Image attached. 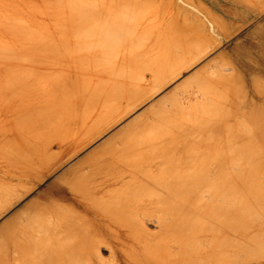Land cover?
Instances as JSON below:
<instances>
[{"label":"rangeland","instance_id":"obj_1","mask_svg":"<svg viewBox=\"0 0 264 264\" xmlns=\"http://www.w3.org/2000/svg\"><path fill=\"white\" fill-rule=\"evenodd\" d=\"M172 1L173 0H0V13L5 11V15L4 13L0 14V154H2V156L8 154L7 156H5V159L7 158L6 160L0 158V165L2 164L0 167V218L9 216L15 210H19L20 212V210H23L25 208L23 212H27V210L28 212H30L31 210L36 208L33 212H30L32 214H27L24 212L23 217H21V215L23 214L21 211V214L19 213L18 215V217H21V220L20 218L18 220L22 221L24 217L27 218L28 216L26 221L28 219H33V221L36 223H34L36 225L34 226L36 228H38L37 226H39L37 231H34L33 229L35 228L33 224V227L31 225L30 227L27 226L29 225V222L31 224V220H28L26 222L29 236L32 238L30 239V237L28 238L27 236V255L17 253L18 260H23L26 258L29 259L33 264H37V262L38 264H50L52 260H56V254L51 253H57L59 250H61V248L65 250V247L67 246L69 247L67 249L68 251L73 250L72 245L76 238L75 234L77 232L90 229L93 226H97L109 217H127L130 213H127V211L123 210V207L127 202H143L146 200L152 201L153 197V200H155V198L157 200L158 196L156 195L158 194L154 193L155 188L154 190H151V187L155 182L154 187H156V185L159 186L158 183L161 184L160 186L164 184L165 186L163 185V188H166V186H169L170 188L171 186V189L167 188L169 192L171 190L173 191V189L176 188L178 190V193H181L180 195H178L179 197L177 195H174L172 198H174L173 200L176 199L177 202H179L182 209L181 213L184 216H181V220L183 221L182 223L180 219L178 220L180 223L178 224L179 229L182 227L180 230L181 234H186V237H188L193 233L191 237H188L190 240L186 238V242L182 241V244L185 247L189 245L188 248L186 247L187 250L190 251L189 248L191 249V247L194 246H191V243L193 242L194 238L197 240L198 236L201 238L199 239L198 237L199 241H203V244L205 243L204 245H206L205 240L207 241V244H209L208 246L206 245L207 247L204 246L203 248L202 243L201 247L200 243L199 245L198 243H196V245L198 246L195 249H198V251L195 252H197V254L200 253L199 257H203L205 259H200L199 262L197 260H194L193 262H191L192 264H206L208 261L209 262L207 264H210V261L211 264L264 263V229L261 227V225L263 224V216H261L260 214H255L257 216L256 218L254 217L244 220V224L248 226L247 229L232 227H228L227 229H224V227L221 228L219 226L222 225L218 224L217 219H205L201 217L202 214H199V212H202L203 208L206 207V205L203 206V204L200 203H191L193 200V189L192 187L191 189L190 187H188L191 184L190 178L187 189L186 186H182V183H187L183 182L186 178L182 179V177L180 176L176 177L175 173H168L165 169H153L154 174L159 173L164 177V179L159 181L158 179L152 178V174L150 176H147V170H151L150 165L145 164L146 166L144 169H140L137 166V164L141 162L142 156H153L156 153V155L162 154V156H167V141L170 139L175 140L177 138H182L183 134L185 133V128L190 129V126L193 125L192 123L194 121L198 122L199 119H217L219 114H222L230 107V100L232 94L235 92H237L243 98V101L248 110H256V113H258L264 109V0ZM9 12L11 15H6ZM19 19L21 20L19 21ZM30 19L31 21H29ZM37 19L40 20L43 25ZM25 20L27 22H23ZM18 25L20 26V28L18 27ZM22 25L25 26L23 27ZM177 26L179 29L177 28ZM21 27L23 29H21ZM39 30H41V32ZM10 31L12 32L10 33ZM131 36L133 37L132 39ZM9 38H12L13 41ZM126 38H128L129 41ZM260 39H263V42ZM1 41H4L5 43ZM131 44L133 47L129 50V46ZM104 47H108L110 52L107 48L106 50H104ZM58 50L61 51L58 52ZM193 50H196V53ZM187 51L188 53H186ZM190 51L195 56V59L193 58V61L197 60L198 56L200 58L203 54L204 57H202L201 60H197V63L194 62L195 64H192L191 62L193 61H187L188 59L192 58V56H190L192 55ZM199 52L200 55L198 54ZM205 52L208 53L205 54ZM139 56L141 58H139ZM92 58L94 59L92 60ZM138 58L141 60H138ZM184 59L187 61V64L185 63L184 66H190L189 63L193 65V67H189V70L183 66L182 61L184 62ZM111 60L113 61V63ZM74 62L76 63L73 64ZM118 62L121 63L118 64ZM122 63H124L125 65ZM178 64L180 68L177 67ZM176 67L177 69H179L177 70ZM73 69L75 72L73 71ZM174 69L177 70V72H180L181 69H183L184 71H181L182 73L178 75V78H176V76H172V78L174 79H171L172 81L165 84L166 86L163 87L162 84H164V81L168 79L170 80L171 78V76L170 78H168V76L166 79L165 77L168 75L170 70L173 71ZM175 70L174 73H171L177 74ZM191 71H193V73L191 74L193 76L191 77L190 75L189 79L186 82L175 87L176 81L182 76L189 74ZM78 72L80 75L78 74ZM108 72L109 74L111 73L112 75L113 73L114 75H108ZM82 74H86L87 76L89 75V78L92 77V74L93 77L95 76L94 78H96V80L93 82L94 79L92 80L90 78L88 82V77L86 75L82 76ZM94 74L99 75L97 76ZM119 74L121 75V77L119 76ZM81 76L84 78H81ZM103 76H107V78L111 77V81L113 80V82L108 80L110 78H106L107 82H105L106 79ZM73 77L76 79H74ZM63 78L66 79L65 81L68 80L67 82L62 81L65 83L64 86H62L63 83L60 82L61 80H63ZM79 78H81L80 82L78 80ZM114 78L116 80L118 79L117 82L124 81L125 83L122 82L123 84L121 85L120 83L116 84ZM82 79L84 80V85L82 83ZM98 80L102 81L99 82V85H97L98 83L96 84L98 87H102L103 85L108 87L112 83L111 87L114 86L115 88L111 89H113V93L117 92V94L114 93L116 97H114V95L112 94V90L109 92L108 89H110V86L107 89L105 87L103 89L105 92H107V96L103 94L104 91L101 89V87L96 88L94 84L95 82H98ZM90 81H92L93 84ZM54 82H57V84L59 85L57 86V88L60 91L56 88V86L54 85L56 83ZM77 82L79 83V85ZM52 84L54 86L53 88ZM86 84L88 85L87 87L92 85V88L90 87L89 89H87V87H84L86 86ZM65 85L67 87V89H65L67 93L70 89V85L74 86L71 87L72 89L78 88L77 92L75 89L72 90L75 92H72L70 90V94L68 93V95L66 94V91L63 90L62 92L65 91V93L62 94L66 95H64L65 97H67V99L65 98L66 100L62 99L64 98V96L61 95L60 89H64L63 87H65ZM122 85H124L123 87H125V89L123 87L117 88ZM160 85H162V87L161 90L159 89L158 91V88L156 87H159ZM82 86L84 87L83 91L88 92V95L90 93V96H95L90 97L87 95V93L85 94L83 91L80 92L81 88L79 87ZM38 88L40 89V91ZM54 88L57 90H55ZM93 88H95L96 91L101 89L102 92H92ZM51 89L55 91L52 92ZM114 89H116V91H114ZM119 89H124L123 91H127L129 94L127 92L121 93ZM153 89H155L156 92L158 91V93H152L151 96L149 94L150 92H154ZM90 90L91 92H89ZM78 91L80 93H78ZM71 93H73V97ZM162 93H164V97L160 95ZM77 94H81L82 97L78 95V99ZM111 94L112 96H110ZM36 95L37 97L35 99L34 97ZM74 95L76 96L75 98L77 99V101L80 100V97L84 99L82 100V105H78L80 104L81 100L79 102H76V100H74V103ZM102 95L103 98H101ZM38 96L42 97L39 98ZM83 96L86 98H83ZM109 96L110 98H114L110 99ZM157 96L161 97L160 100L162 99V102L159 101L160 103H158L159 99ZM28 97H32L30 98L31 100L28 101ZM43 97H45V99ZM147 97L149 98L147 99ZM94 98L101 99H96L98 101H95ZM107 98L111 101H108V107L106 106L107 104H105L106 107L98 105L97 102L103 105L106 102ZM156 98L157 100H155ZM71 99L73 102H71ZM93 99L95 102L93 101ZM60 100H62V102ZM88 100L90 102H93L86 103L87 108L82 109V107L85 105V101L87 102ZM102 100L104 101V103H102ZM136 100L138 101L136 102ZM44 101H46L47 104ZM52 101L55 103L54 109L53 105L51 104ZM59 101L60 103H58ZM131 101L136 102L133 105L138 103L140 105H137L138 107L136 106V109L133 108L134 110H132V107L134 106L131 105ZM141 101L142 103H140ZM63 102H65L64 105L66 106L64 107L66 111L68 109H71L70 111L68 110V112L65 111L66 113H69V115L65 114V112H63V114L61 113V110H65L61 109V107L63 106ZM128 102H130V104ZM153 102L154 105L152 107L151 105L153 104ZM49 103L51 105H49ZM68 103L72 104L70 105V108H68ZM94 103L95 105H93ZM96 103L97 107H95ZM125 103H128L126 107H124ZM22 104L23 106H21ZM40 104L42 107L40 106ZM58 104H61V107ZM91 104L92 108L90 110L89 107L91 106ZM56 105H58L61 110H59L58 106ZM34 106L38 107L34 109ZM148 106L151 109H149ZM123 107L125 108L124 111ZM37 108H39V110L40 108H42L40 110V112L42 111L41 114L40 112L36 113ZM45 108L49 109L46 110ZM55 108L58 110H55ZM141 108L145 109L143 110V114L139 112V110H142ZM30 109H32V112ZM72 109H74L73 112ZM81 109L83 112L81 111ZM29 110L30 113H28ZM88 110H90L89 113L87 112ZM128 110L129 112L131 111V113H129ZM158 110H163L164 113L158 116L160 114L156 113ZM50 111L53 113H51ZM126 111L128 112L127 115L125 114L127 113ZM135 111L139 112L140 114ZM26 112L28 114L25 115ZM33 112L36 114H34ZM74 112L77 116L74 114ZM90 112H95L94 115L96 113L99 115L96 114L94 116L92 115L93 113L91 114ZM72 113L74 114V118ZM58 114L60 115V117L58 116ZM80 114L86 116L81 117L82 115ZM87 114H89V116ZM123 114H125V116ZM141 114L142 116H140ZM39 115H41V117H39ZM48 115L52 120L48 118ZM53 115L56 117H54ZM63 115L66 118H68L69 116V118L65 119ZM121 115H123V118L121 117ZM137 115H139L141 118L136 119L135 117H137ZM128 118H135L136 120L133 121L132 119L133 123L132 121L130 123H132L133 125L129 123L131 126L127 125V128V126H125V123H128L130 121L128 120ZM26 119L28 120V122L31 121L29 122V125L27 124L28 128L29 126H31V131L32 125L34 123L35 126H33V128L36 127L37 129H33V131L36 130L35 132H29L32 135L34 133L36 139L34 138V136L32 138V135L29 134V136H26L28 137L27 139H29L27 142L24 140V132H28L27 127H25L27 125L24 122L26 121L27 123ZM37 119L40 122L36 121ZM44 119L48 120L44 122ZM154 119H156L155 123L153 121ZM157 119H160V123L157 122ZM18 120L22 122H18ZM41 121L47 123L51 127L46 124L44 125L43 123H41ZM113 121L116 123L113 124ZM145 121H147V123ZM41 124L42 127H40ZM52 124L54 125V128ZM143 124H145L144 127ZM78 125H80L81 127ZM45 126L48 127V129H46ZM24 127L26 131L23 130ZM17 128H22L23 131ZM42 129L44 130V132H41ZM45 129L47 133L45 132ZM58 129L60 131H58ZM19 130L22 132H20L21 134L24 133L22 135L24 138L19 133ZM38 130H40V132L43 134H41ZM56 132H59V136ZM35 133L41 135L38 136V134ZM116 133L119 136L116 135ZM113 135H115V139L111 138L113 137ZM12 136H14V141L10 139L13 138ZM51 136H53L54 138ZM5 137L9 138V140L4 139ZM15 137L17 139H15ZM3 140H8L10 144L4 143L5 141ZM120 145H122L123 147ZM134 145H139V149L137 148L136 152H133V150H131L132 147L135 148ZM117 146L118 148L116 149L115 147ZM15 147H18L17 150L15 149ZM119 147L121 148V150L122 148L123 150H131L132 152H130V154H134V156L132 155L133 160H128L129 158H126L127 154L125 153L128 152L126 150L124 156H121L122 152ZM107 151L109 152V154L112 153L113 155L115 153L121 152L119 156L125 157V160H123L124 158H118L119 156H113L112 154L110 155H112L113 157L109 154L107 155ZM4 152L6 153L4 154ZM102 152H105V154H103ZM91 153L92 155H90ZM94 153H97L98 155ZM102 155H104V158ZM90 156H94V158H101H95L96 160L94 158L91 159L93 161L95 160V162L92 163L94 166L91 165L90 169H88L89 166H87L86 163L88 162L87 160H90ZM116 157L120 159V164L118 163ZM162 158L164 160V157ZM107 159H113V161L116 162V167H114L117 170L114 167L109 168L107 166ZM100 162H102V165H100ZM122 165L124 166L122 167ZM98 167L99 170L97 169ZM132 168L134 169V171ZM83 169H85L86 171L79 172ZM94 169H97L98 171L96 170L95 174H92L93 177H91L89 181V174L86 172L88 170L92 171ZM111 171L114 173H112ZM107 173L110 174L108 175ZM81 174L85 179L81 177V179L78 178V176H82ZM61 176H65L66 179L62 178ZM60 177L62 178V181ZM73 177H76L78 179L74 181L75 183H71L74 179ZM112 177L114 178L112 179ZM151 178L155 181L152 182ZM172 178L175 179V183L174 181H172ZM166 179L167 181H165ZM85 181H87L86 184L84 183ZM169 182L171 183L169 184ZM165 183L169 185H166ZM55 184L59 186L57 188H66L68 197L65 200L61 201L57 199V195L59 196L57 191H53L52 193H50V196L46 195L48 197H46L48 200H46V198L37 200L39 195L45 193V189ZM179 185L184 187V189H182V187H180ZM163 188L157 187L158 191L162 192V194L165 193L166 190L165 189L163 191ZM186 189L188 191H185ZM168 190L166 192L167 194L169 193ZM152 192L153 194H151V196L148 195ZM53 194L57 195L54 196ZM182 195V200L184 201L180 200V197ZM184 195H187L186 199ZM59 198L64 197L59 196ZM169 198L171 197H168L166 199L170 200ZM187 200L189 201L188 203ZM33 202L35 206L33 204V206L31 205V203ZM37 202L38 204L40 203V205H38ZM183 203L186 207L182 205ZM191 204H193L194 207H192L193 205ZM196 204H198V206ZM190 207L194 210L190 209ZM43 209L44 211H42ZM50 210L52 212H50ZM185 210H187L188 212ZM183 212H185V214L187 215H185ZM165 213L170 214V216L173 215L169 212ZM31 215H33V217H31ZM131 216L132 215L130 214V217ZM133 216H135V214ZM162 216H168L170 218V216L164 214V212L162 213ZM193 216L196 218L193 219ZM214 216L215 214H213L212 217ZM183 218H185V220L190 219L188 224L186 222V226H181L185 222ZM20 221H17V227L15 231L18 243L19 240L20 243L23 242L26 237H24V233L21 232L22 224ZM193 221L196 222H194L193 224ZM198 221L200 224L197 223ZM211 222H213L214 224ZM226 222L228 224L230 223V221ZM231 223H233V221H231ZM208 224H212V226L208 228ZM68 225H72L70 230H72L73 232H68ZM146 225V227L153 232H155V229H157L156 226H154L153 222L148 221ZM257 225H259L260 227H257V229H255ZM40 227L45 228L44 230H46V233L45 231L43 232V228ZM190 227L191 229H189ZM199 227L202 228V230H199ZM208 229H210L209 233L211 234L207 235L208 237L205 235V237L202 233L208 232ZM196 230H199L195 234V236L197 237L194 236ZM223 231H225V234L227 233V238L226 235L224 236V242L227 243V246L224 245V249L226 246V249L228 250H226L224 253L228 254L224 255L222 253V256H220L219 253L221 251L219 248V244L220 238H222L221 234L224 233ZM240 232H248L250 234L241 235ZM33 235L36 237H34ZM35 238L36 240L38 239L37 243L34 242L36 241L34 240ZM211 240L214 241L211 242ZM32 241L35 244H32ZM63 242L64 245L62 246ZM209 242H211V244L213 245L212 248ZM66 243L68 244L66 245ZM50 248L51 250H49ZM45 249L48 250L45 251ZM209 249H212V252L209 251ZM67 250L65 252L68 253L67 257H69V252ZM107 250L108 249L103 248L102 251L103 254L105 253V258H108L109 256V251L107 252ZM206 250H208V252H211V254L206 255ZM43 252H48V256L46 254H43ZM72 254L74 253L70 251L71 257L73 258L75 256V259L72 260L76 261L79 256L76 254ZM194 256H192V259H196L197 255L195 257ZM43 258H45L46 262H44V260H41ZM37 259L38 261H36ZM79 262H81V259L79 260ZM110 263V261L109 263L107 262V264Z\"/></svg>","mask_w":264,"mask_h":264},{"label":"bare ground","instance_id":"obj_2","mask_svg":"<svg viewBox=\"0 0 264 264\" xmlns=\"http://www.w3.org/2000/svg\"><path fill=\"white\" fill-rule=\"evenodd\" d=\"M174 1V0H173ZM172 1V2H173ZM170 3H171V1H170ZM169 4V3H168ZM168 4H167V6H168ZM174 4V3H173ZM171 6H173V5H171ZM166 9H168V8H166ZM172 10H173V8H172ZM1 11V10H0ZM8 11V10H7ZM175 11V10H174ZM5 12V11H4ZM4 12H1V13H4ZM97 12H99V11H97ZM168 12V11H167ZM0 13V14H1ZM7 13V12H6ZM170 13V12H169ZM10 14V12L8 13V14H6V15H9ZM95 14V13H94ZM4 15H5V13H4ZM11 15V14H10ZM97 15V14H96ZM95 15V16H96ZM1 16V15H0ZM18 16V15H17ZM16 16V17H17ZM20 16V15H19ZM171 16V15H170ZM3 17V16H2ZM23 17V16H22ZM95 18H97V17H95ZM21 19H24V18H21ZM21 19H19V21L21 20ZM39 19V18H38ZM37 19V20H38ZM5 20V19H4ZM14 20V19H13ZM2 21H3V19H2ZM18 21V20H17ZM29 21H31V19L29 20ZM39 22H41L40 20H38ZM23 22H27L26 20L25 21H23ZM35 22V21H34ZM180 22V21H179ZM31 23V22H30ZM42 23V22H41ZM13 24H15V23H13ZM12 24V25H13ZM40 24V23H39ZM1 25V24H0ZM4 25V24H3ZM27 25V24H26ZM41 25V24H40ZM42 25H43V23H42ZM183 25V24H182ZM6 26V25H5ZM15 26V25H14ZM23 27L25 26V25H22ZM34 26H35V24H34ZM18 27L20 28V26L18 25ZM40 27V26H39ZM36 28V27H35ZM177 28H178V26H177ZM7 29V28H6ZM21 29H23L22 27H21ZM33 29V28H32ZM40 29V28H39ZM179 29V28H178ZM15 30V29H14ZM20 30V29H19ZM216 30V29H215ZM16 31V30H15ZM23 31V30H22ZM22 31H19V32H22ZM25 31V30H24ZM40 32H41V30H39ZM43 31V30H42ZM182 31H183V29H182ZM185 31V30H184ZM214 31V30H213ZM12 31H10V33H11ZM26 32V31H25ZM116 32V31H115ZM114 32V33H115ZM121 32V31H120ZM119 33V32H118ZM117 33V34H118ZM123 33V32H122ZM183 33V32H182ZM21 34V33H20ZM25 34V33H24ZM124 34V33H123ZM23 35V34H22ZM113 35V34H112ZM135 35V34H134ZM10 36H12V35H10ZM121 36V35H120ZM127 36V35H126ZM125 36V37H126ZM263 36V35H262ZM99 37H101V36H99ZM103 37V36H102ZM106 37V36H105ZM109 37V36H108ZM135 37V36H134ZM133 37L131 36V39H132ZM9 39H11L12 40V38H9ZM29 39H30V37H29ZM109 39V38H108ZM119 39H121V38H119ZM128 41H129V39L128 38H126ZM264 39V38H263ZM263 39H260L261 41L263 40ZM115 40V39H114ZM126 40V41H127ZM259 40V41H260ZM8 41V40H7ZM13 41V40H12ZM102 41V40H101ZM109 41V40H108ZM125 41V42H126ZM131 41V40H130ZM137 41V40H136ZM135 41V42H136ZM260 41V42H261ZM1 42H4V41H1ZM118 42V41H117ZM132 42V41H131ZM263 42V41H262ZM261 42V43H262ZM5 43V42H4ZM106 43V42H105ZM128 43V42H127ZM257 43V42H256ZM264 43V42H263ZM262 43V44H263ZM122 44V43H121ZM133 44H135V43H133ZM126 45V44H125ZM104 46V45H103ZM102 46V47H103ZM131 46V47H130ZM129 46V50H130V48H132L133 46H132V44ZM105 48V47H104ZM107 49H108V47H106ZM106 48L104 49V50H106ZM114 48V47H113ZM124 48H126V47H124ZM99 49H101V48H99ZM119 49H121V48H119ZM128 49V48H127ZM182 49V48H181ZM261 49V48H260ZM103 50V49H102ZM103 50V51H104ZM109 50V49H108ZM107 50V51H108ZM183 50V49H182ZM192 50V49H191ZM57 51V50H56ZM61 50H58V52H60ZM116 51V50H115ZM122 51H124V50H122ZM194 51V50H193ZM198 51H200V50H198ZM63 52V51H62ZM61 52V53H62ZM109 52H110V50H109ZM119 52V51H118ZM185 52V51H184ZM191 52V51H190ZM190 52H189V54H190ZM195 53H196V50L194 51ZM115 53V52H114ZM186 53H188V51L186 52ZM208 52H205V54H207ZM56 54V53H55ZM191 54L192 55H190V56H192V58H190V59H188L187 57V61H189V62H191V61H193V58L195 59V56H194V54L191 52ZM199 55H200V52L198 53ZM198 54H196V55H198ZM110 55V54H109ZM113 55V54H112ZM186 55H188V54H186ZM202 55V54H201ZM93 56V55H92ZM116 56H118V55H116ZM202 57H204V54L199 58V56H198V58H197V56H196V58H197V60H201V58ZM139 58H141L140 56H139ZM138 58V60H141V59H139ZM94 58H92V60H93ZM113 59H114V57H113ZM116 59H118V58H116ZM124 59V58H123ZM122 59V60H123ZM136 59H137V57H136ZM184 59V60H185ZM89 60V59H88ZM182 61V63H183V66H184V64L186 63L187 64V61ZM197 60H194L193 62H191L192 64H195V63H197L198 61ZM110 61V60H109ZM112 61V60H111ZM137 61V60H136ZM197 61V62H196ZM116 62V61H115ZM122 62H125V61H122ZM195 62V63H194ZM63 63V62H62ZM70 63V62H69ZM76 62H74L73 64H75ZM78 63V62H77ZM112 63H113V61H112ZM119 63H121V62H118V64ZM207 63H209V62H207ZM91 64V63H90ZM122 64H124V63H122ZM137 64V63H136ZM181 64V63H180ZM192 64H190L189 63V65L190 66H188V65H186V66H184L186 69H188L189 70V67L191 68V66L193 67V65ZM59 65V64H58ZM71 65H72V63H71ZM112 65V64H111ZM115 65V64H114ZM125 65V64H124ZM68 66V65H67ZM76 66V65H75ZM75 66H73V67H75ZM120 66H121V64H120ZM182 66V65H181ZM187 66H188V68H187ZM177 67H179V64H178V66ZM177 67H176V69H177ZM180 68V67H179ZM178 68V69H179ZM71 69H72V67H71ZM76 69V68H75ZM106 69H108V68H106ZM177 69V70H178ZM175 70V69H174ZM174 70L172 71V70H170L169 71V73H168V75L165 77V79L168 77V78H170V76H171V78H170V80L168 79V80H166V81H168V82H166V81H164V84H162L163 85V87L164 86H166L165 84H167V83H169L170 81H172L171 79H174V78H172V76L173 77H175L176 76V78H178V75L180 74V73H182L181 71L183 70V69H181L180 70V72H177V70H175V72H177V74H172V73H174ZM68 71V70H67ZM72 71V70H71ZM73 71H74V69H73ZM80 71V70H79ZM184 71V70H183ZM186 71V70H185ZM75 72V71H74ZM81 72V71H80ZM110 72V71H109ZM109 72H108V75H111V73L109 74ZM111 72H113V71H111ZM172 72V73H171ZM67 73V72H66ZM69 73H70V71H69ZM73 73V72H72ZM78 74H79V72H78ZM88 74V73H87ZM117 74V73H116ZM184 74V73H183ZM76 75V74H75ZM80 75V74H79ZM84 75H86V74H84ZM83 74H82V76H84ZM89 75H90V73H89ZM88 75V76H89ZM94 75H97V74H94ZM99 75V74H98ZM97 75V76H98ZM101 75V74H100ZM102 75H105V74H102ZM112 75H114L113 73H112ZM111 75V76H112ZM182 75V74H181ZM191 75V74H190ZM61 76V75H60ZM63 76V75H62ZM81 76V78H84V77H82ZM87 76V75H86ZM87 76V77H88ZM91 76L93 77V75L91 74ZM119 76L121 77V75L119 74ZM193 75H191V77H192ZM74 77H78V76H74ZM73 77V78H74ZM92 77H90L92 80H93V82L96 80V78H92ZM100 77V76H99ZM103 77H105V79L107 78V76H103ZM114 77V76H113ZM117 77V76H116ZM186 77H188V76H186ZM185 77V78H186ZM209 77V76H208ZM224 77H225V75H224ZM81 78H79L78 80H79V82H80V80H81ZM90 78L88 77L87 79H88V82H89V80H90ZM108 78H110V79H108ZM107 79L109 80V81H111V77H108ZM176 78H175V80H176ZM183 78V77H182ZM181 78V79H182ZM184 78V79H185ZM217 78V77H216ZM62 79V78H61ZM71 79H72V77H71ZM74 79H76V78H74ZM73 79V80H74ZM101 79V78H100ZM107 79H106V81L105 82H107ZM113 79V78H112ZM115 79V78H114ZM119 79H121V78H119ZM60 80V79H59ZM58 80V81H59ZM66 79H64L63 78V80H61L60 82H62V81H65ZM70 80V79H69ZM73 80H71V81H73ZM103 80V79H102ZM118 80V79H117ZM117 80L115 79V81H116V84L117 83H120V85L121 84H123L122 82H124V81H119V82H117ZM122 80H123V77H122ZM188 80V79H187ZM32 81V80H31ZM68 81V80H67ZM67 81H65V82H67ZM75 81V80H74ZM77 81V80H76ZM108 81V82H109ZM114 81V82H115ZM84 82V80L82 79V83ZM87 82V83H88ZM90 82H92V81H90ZM93 82H92V84H93ZM99 82H102V81H100V80H98V82H95V87L96 88H100V87H98L97 85H99ZM111 82H113V80L111 81ZM166 82V83H165ZM182 82V81H181ZM27 83V82H26ZM54 83H56L57 84V82H54ZM63 83V85L62 86H64V82H62ZM69 83H71V82H69ZM72 83H74V82H72ZM76 83V82H75ZM78 83V82H77ZM98 83V84H97ZM110 83V82H109ZM125 83V82H124ZM183 83V82H182ZM56 84H54L55 86H56V88H57V86H59L58 84L56 85ZM89 84V83H88ZM97 84V85H96ZM112 84V83H111ZM111 84L109 85L110 86V89H108L109 90V92L111 91L112 92V94L114 95V93H116L117 94V92H114L113 93V89H111V88H115L113 85V87H111ZM180 84V83H179ZM24 85H27V84H24ZM31 85V84H30ZM78 85H79V83H78ZM83 85H84V83H83ZM91 85V84H90ZM93 85V86H94ZM102 85V84H101ZM119 85V84H118ZM162 85H160L159 87H156V88H158V91H159V89L161 90V87H162ZM29 86V85H28ZM62 86H60V87H62ZM68 86V85H67ZM73 86V85H72ZM71 85H70V89L68 90V93L70 92V90L72 91V90H74V89H72L71 87H72ZM81 86V85H80ZM88 85L86 84V86H84V87H87ZM92 86V85H91ZM91 86H89V87H87V89H89ZM108 86V87H109ZM115 86H117V85H115ZM124 85H122V86H119V87H117V88H121V87H123ZM177 86V85H176ZM175 86V87H176ZM51 87V86H50ZM54 86H53V84H52V88H53ZM59 87V88H60ZM65 87H66V85H65ZM65 87H63L64 89H62V88H60L61 89V95H63L62 93H65V89H67V87L65 88ZM74 87V86H73ZM78 87V86H77ZM76 87V88H77ZM84 87L82 86V87H79V88H81V91L80 92H82L83 90H84ZM103 87V88H102ZM101 87V89L103 90L104 89V87L107 89L108 87H106V86H102ZM25 88H27V87H25ZM42 88V87H41ZM92 88V87H91ZM116 88V89H117ZM124 89H125V87H123ZM33 89V88H32ZM39 89V88H38ZM50 89V88H49ZM55 89V88H54ZM58 89V88H57ZM57 89H55V90H57ZM86 89V90H87ZM101 89H99L98 91H101ZM105 89V90H106ZM116 89H114V91H116ZM124 89H119L120 91H121V93L123 92V93H126L127 91H123ZM35 90V89H34ZM52 90V89H51ZM55 90H52V92L53 91H55ZM59 90V89H58ZM63 90H65L64 92H62ZM76 90V92H77V90H78V88L77 89H75ZM80 90V89H79ZM118 90V89H117ZM126 90H127V88H126ZM131 90V89H130ZM130 90H129V92H130ZM154 90V92H150V94L149 95H151L152 96V93L154 94V93H158V91L156 92V90L155 89H153ZM152 90V91H153ZM39 91H40V89H39ZM42 91V90H41ZM46 91V90H45ZM60 91V90H59ZM98 92V91H96L95 90V88H93L92 89V92ZM104 91V90H103ZM44 92V91H43ZM42 92V93H43ZM72 92H75V91H72ZM79 91H78V93H80ZM85 94L87 93V95H88V92H85V91H83ZM89 92H91V90L89 91ZM102 92V91H101ZM142 92V91H141ZM60 93V92H59ZM68 93H67V91H66V94L68 95ZM100 93V92H99ZM119 93V92H118ZM128 93V92H127ZM145 93V92H144ZM48 94V93H47ZM46 94V95H47ZM56 94V93H55ZM58 94V93H57ZM70 94V93H69ZM72 94V97H73V93H71ZM85 94H84V96H85ZM94 94V93H93ZM96 94V93H95ZM98 94V93H97ZM103 94L105 95V96H107V92H103ZM112 94L110 95V96H112ZM129 94V93H128ZM49 95V94H48ZM65 95V94H64ZM63 95V96H64ZM75 95H76V93H75ZM74 95V98L76 97ZM81 96V94H77V96ZM123 95V94H122ZM148 95V96H149ZM161 95V94H160ZM60 96V95H59ZM66 96V95H65ZM64 96V98H62V99H67V97H65ZM79 96L77 97L78 99H79ZM83 96V98H86V97H84ZM88 96H90V93H89V95ZM88 96H87V98H88ZM95 96V95H94ZM94 96H90V97H94ZM104 96V97H105ZM110 96H109V98H110ZM124 96V95H123ZM155 96V95H154ZM165 95L163 94V97H164ZM34 97V96H33ZM36 97H37V95L34 97L35 99H36ZM39 97V96H38ZM42 97V96H41ZM41 97H39V98H41ZM46 97V96H45ZM45 97H43L44 99H45ZM50 97V96H49ZM56 97V96H55ZM58 97V96H57ZM62 97V96H61ZM60 97V98H61ZM69 97H70V95H69ZM71 97V98H72ZM82 97V96H81ZM80 97V100H78L77 101V99L75 98V99H73V101L74 100H76V102H79L80 101V104H78V105H82L81 103H83V101L82 100H84V99H82ZM97 97V96H96ZM98 97H99V95H98ZM114 97H116V95H114ZM114 97H111L110 99H113ZM150 97V96H149ZM149 97H147V99L149 98ZM158 97V96H157ZM27 98V97H26ZM29 99H28V101L29 100H31L30 98H32V97H28ZM101 98H103V95H102V97ZM101 98H99V99H101ZM123 98V97H122ZM125 98H126V96H125ZM160 98L161 97H158V103H160L159 101H161L162 102V99L160 100ZM50 99V98H49ZM55 99V98H54ZM65 99V100H66ZM95 99V98H94ZM94 99H93V101H94ZM96 99H98V98H96ZM95 99V101H98V100H96ZM110 99L108 100V98H107V100H106V102L104 103V101L102 102V103H104L103 105L102 104H99V102H97L98 103V105H101L102 107H108V105L109 104H107V103H109L108 101H110ZM23 100V99H22ZM51 100H53V99H51ZM59 100V99H58ZM86 100V99H85ZM89 100H92V99H89ZM85 101V105L83 106V107H85V108H83L82 107V109H86L87 108V105H86V103H91V102H93V101ZM105 100V99H104ZM125 100V99H124ZM145 100H146V98H145ZM155 100H157V98L155 99ZM27 101V100H26ZM35 101V100H34ZM39 101V100H38ZM61 102H62V100H60ZM60 101L58 102V103H60ZM70 101V100H69ZM72 101V99H71V102H73ZM94 101V102H95ZM138 100H136V102H137ZM24 102V101H23ZM41 102V101H40ZM45 103H46V101H44ZM56 102V101H55ZM111 102V101H110ZM132 102V101H131ZM135 101L134 102H132L131 103V105H133L134 103H136ZM191 102H193V101H191ZM30 103V102H29ZM47 103H48V100H47ZM46 103V104H47ZM51 103V102H50ZM49 103V105H53V109H54V105H55V103L52 101V103L50 104ZM57 103V102H56ZM74 103H75V101H74ZM97 103H96V106L95 107H97ZM100 103H101V100H100ZM129 104H130V102H128ZM127 103V104H128ZM140 103H142V101L140 102ZM65 104V102H63V106L62 107H64V106H66V105H64ZM105 104H107L106 106H105ZM127 104L125 103V106L124 107H126L127 106ZM157 104V103H156ZM29 105V104H28ZM42 105H43V103H42ZM58 105H60V107H61V104H58ZM58 105H56V106H58ZM68 105H69V107H68ZM68 105H67V107L68 108H70L71 106L70 105H72V104H70V103H68ZM74 105V104H73ZM93 105H95V103L93 104ZM137 105H140L139 103L138 104H135V105H133L134 107H132V110H134L133 108H135ZM142 105V104H141ZM153 105H154V102H153V104L151 105L152 107H153ZM21 106H23V104L21 105ZM39 106V105H38ZM38 106H36V107H38ZM40 106H41V104H40ZM55 106V107H56ZM150 106V105H149ZM149 106H148V108H149ZM19 107H20V105H19ZM35 106H34V109L36 108ZM42 107V106H41ZM46 107V106H45ZM50 107V106H49ZM60 107L58 106V109L59 110H61V109H65V107L64 108H62L61 107V109H60ZM94 107V108H95ZM123 107V108H124ZM129 107H130V105H129ZM128 107V108H129ZM138 107V106H137ZM23 108V107H22ZM44 108V107H43ZM52 108V107H51ZM90 108V110H91V108H92V104H91V106L89 107ZM93 108V109H94ZM127 108V109H128ZM29 109V108H28ZM42 108H40V110H41ZM46 110H48L47 108H45ZM44 109V110H45ZM52 109V110H53ZM58 109H56L55 108V110H58ZM77 109H78V107H77ZM82 109H81V111H82ZM136 109V108H135ZM142 109V108H141ZM149 109H151V108H149ZM31 110V112H32V109H30ZM30 110H29V112L28 113H30ZM39 110V108H37V110H36V113L37 112H40V110ZM51 110V109H50ZM69 110V109H68ZM68 110L66 111V109L63 111V110H61V113L63 114V112H68ZM71 110V109H70ZM69 110V111H70ZM73 110L74 109H72V112H73ZM90 110H88L87 112L89 113V111ZM125 110V108L123 109V111ZM129 110H131V109H129ZM129 110H128V112H129ZM143 110H145V109H142V110H139V112L140 113H144V111ZM22 111V110H21ZM24 111V110H23ZM26 111V110H25ZM34 111V110H33ZM78 111V110H77ZM105 111V110H104ZM121 111V110H120ZM142 111V112H141ZM161 111V112H160ZM158 110L156 113H160L158 116H160L162 113H164L163 112V110ZM42 112V111H41ZM41 112H40V114H41ZM46 112V111H45ZM51 112V111H50ZM65 112V114H67V115H69V113H66ZM79 112V111H78ZM83 112V111H82ZM85 112V111H84ZM122 112V111H121ZM127 112V111H126ZM128 112L127 113H125L126 115L128 114ZM135 112H137V111H135ZM139 112H137V113H139ZM22 113V112H21ZM27 112L25 113V115L26 114H28ZM34 113V112H33ZM32 113V114H33ZM36 113H34V114H36ZM51 113H53V112H51ZM56 113H58V112H56ZM81 113V112H80ZM91 113V112H90ZM93 113V114H92ZM91 114L92 115H94V113L95 112H92ZM129 113H131V111L129 112ZM139 113V114H140ZM39 114V113H38ZM37 114V115H38ZM48 114V113H47ZM50 114V113H49ZM54 114H55V112H54ZM64 114V115H65ZM74 114H75V112H74ZM74 114L72 113V115H73V118H74ZM78 114V113H77ZM97 114V113H96ZM95 114V115H96ZM103 114V113H102ZM106 114V113H105ZM125 114H123L124 116H125ZM142 114L140 115V116H142ZM37 115H35V116H37ZM46 115V114H45ZM63 115V117L65 118V119H68L69 118V116H68V118H66L65 116ZM76 115V114H75ZM80 115H82V114H80ZM79 115V116H80ZM88 116H89V114H87ZM94 115V116H95ZM97 115H99V114H97ZM123 115H121V117L123 118ZM133 115H135V114H133ZM145 115V114H144ZM143 115V116H144ZM54 116V115H53ZM58 116L60 117V115L58 114ZM77 116V115H76ZM84 115H82L81 117H83ZM86 116V115H85ZM84 116V117H85ZM139 115H137V117H135L136 119H139V118H141ZM39 117H41V115H39ZM38 117V118H39ZM46 117V116H45ZM54 117H56V116H54ZM53 117V118H54ZM91 117V116H90ZM97 117V116H96ZM145 117V116H144ZM48 118L49 119H51V117H49V115H48ZM87 118V117H86ZM92 118H94V117H92ZM133 119V118H131V119H129L128 118V120H130L128 123H125V126H131L130 124H132L133 123V121L134 120H136V119ZM41 119V118H40ZM58 119V118H57ZM60 119V118H59ZM89 119V118H88ZM119 119V118H118ZM132 119H133V121H132ZM144 119V118H143ZM22 120H24V119H22ZM27 120V119H26ZM29 120H32V119H29ZM45 120V119H44ZM48 120V119H47ZM47 120H45L44 122H46ZM52 120V119H51ZM120 120V119H119ZM158 121V123H160L159 122V120L160 119H157ZM36 121H39L38 119L36 120ZM116 121V120H115ZM118 121V120H117ZM132 121V123H130ZM154 121V123H155V121H156V119H154L153 120ZM18 122H22V121H19L18 120ZM25 122V124L27 125H29V122H31V121H29L28 122V120H27V123H26V121H24ZM33 122H35V121H33ZM40 122V121H39ZM43 121H41V123H43L44 125L46 124V125H48L47 123H44ZM51 122V121H50ZM49 122V123H50ZM146 123H147V121H145ZM38 123V122H37ZM36 123V124H37ZM56 123V122H55ZM114 123H116V122H114L113 121V124ZM130 123V124H129ZM136 123V122H135ZM145 123V124H146ZM149 123V122H148ZM12 124V123H11ZM25 124H23V125H25ZM39 124V123H38ZM54 124V123H53ZM52 124V125H53ZM83 124V123H82ZM82 124H80V125H82ZM145 124H143V127H144V125ZM10 125V124H9ZM18 125V124H17ZM21 125V124H20ZM22 125V126H23ZM28 125L27 126H25V127H27V130H28V132L26 133V132H24L25 133V138L22 136L23 134H21L22 132L21 131H23V130H25V127H24V129L22 130V128L20 129V128H17V129H20L19 130V133L21 134V136L24 138V140L27 142L29 139H27L28 137H26V136H29V134L31 133V132H35L37 129H36V127H34L36 130L35 131H33V126H35V123L32 125V131H31V126H29V128H30V131H29V128H28ZM80 125H78V126H80ZM124 125V124H123ZM133 125V124H132ZM19 126V125H18ZM49 126V125H48ZM128 126H127V128H128ZM136 126H139V125H136ZM14 127V126H13ZM39 127V126H38ZM40 127H42V124L40 125ZM46 127V126H45ZM49 127H51V126H49ZM81 127V126H80ZM142 127V126H141ZM12 128V127H11ZM16 128V127H15ZM53 128H54V125H53ZM52 128V129H53ZM83 128V127H82ZM46 129H48V127H46ZM46 129H45V132H46ZM126 129V128H125ZM124 129V130H125ZM10 131H11V129H10ZM26 131V130H25ZM39 132H40V130H38ZM37 131V132H38ZM48 131V130H47ZM50 131H51V128H50ZM57 131V130H56ZM58 131H60L59 129H58ZM123 131V130H122ZM122 131H121V133H122ZM5 132V131H4ZM30 132V133H29ZM38 132V133H39ZM41 132H44V130L42 129V131ZM40 132V133H41ZM124 132V131H123ZM38 133H35V134H38ZM47 133V132H46ZM57 134H58V136H59V132H56ZM118 133V132H117ZM116 133V135H118ZM120 133V134H121ZM6 134V133H5ZM41 134H43V133H41ZM41 134H38V136H40ZM55 134V133H54ZM19 135V134H18ZM30 135H32V134H30ZM45 135V134H44ZM61 135V134H60ZM21 136H19V137H21ZM33 136H34V133H33V135H32V138H33ZM54 136V135H53ZM53 136H51V137H53ZM114 136L115 135H113V137H111V138H114ZM119 136V135H118ZM7 137V136H6ZM4 138V139H8L9 140V138ZM9 137V136H8ZM13 138H10V139H14V136H12ZM36 136H34V138H35ZM50 137V136H49ZM48 137V138H49ZM117 137V136H116ZM22 138V139H23ZM47 138V139H48ZM54 138V137H53ZM55 138H56V135H55ZM15 139H17L16 137H15ZM36 139V138H35ZM115 139V138H114ZM8 140H6V141H8ZM23 140V141H24ZM34 140V139H33ZM108 140V139H107ZM106 140V141H107ZM3 141H5V140H3ZM4 142V143H9V141L8 142ZM14 141V140H13ZM16 141V140H15ZM19 141V140H18ZM21 141V140H20ZM17 142V141H16ZM121 142V141H120ZM123 142H125V141H123ZM122 142V143H123ZM13 143V142H12ZM17 143H19V142H17ZM30 143V142H29ZM33 143V142H32ZM10 144V143H9ZM14 144V143H13ZM20 144V143H19ZM34 144V143H33ZM6 145V144H5ZM8 145V144H7ZM15 145H16V143H15ZM28 145V144H27ZM31 145V144H30ZM29 145V146H30ZM123 145V144H122ZM122 145H120V146H122ZM136 145V144H135ZM134 145V147L136 148H131V150H133V152H136V150H137V148L139 147V145L138 146H135ZM14 146V145H13ZM20 146V145H19ZM21 146H23V145H21ZM114 146V145H113ZM112 146V147H113ZM124 146V145H123ZM122 146V147H123ZM18 148V147H17ZM17 148L15 147V149L17 150ZM116 149L118 148V146L117 147H115ZM14 149V150H15ZM119 149L121 150V148L119 147ZM118 149V150H119ZM139 149V148H138ZM110 150V149H109ZM117 150V151H118ZM126 149H124L123 150V148H122V150H121V152H118V153H115L114 155L115 156H119L120 155V153H121V156L123 155L124 156V153L126 152V151H128V150H126ZM131 150H129L128 152H126L125 154H127L126 155V158L128 159V160H133V156H134V154H130V152H132ZM108 152V151H107ZM1 153V152H0ZM3 153V152H2ZM6 152H4V154H5ZM8 153V152H7ZM93 153V152H92ZM92 153L90 154V155H92ZM103 154H105V152H102ZM114 153V152H113ZM3 154V155H4ZM12 154V153H11ZM94 154H96V155H98L97 153H94ZM109 154V152L107 153V155ZM110 154H112V153H110ZM109 154V155H110ZM128 154H130V155H128ZM152 154V153H151ZM157 154V153H156ZM153 155V156H150V155H145V156H142V160H141V162L139 163V164H137V166L140 168V169H144L145 168V166L146 165H150L151 166V170H147L148 171V173H147V176H150L151 174H152V178H155V179H158L159 181L160 180H162V179H164V177L162 176V175H160L159 173H157V174H154L153 173V169H158V170H163V169H165V166L163 165V164H167L168 163V160L166 159V157L167 156H162V154H158V155ZM201 154H202V152H201ZM206 154V153H205ZM209 154V153H208ZM217 154V153H216ZM1 156H0V158L1 159H3V160H6L5 159V156H7L8 154H6L5 156H2V154H0ZM113 155V154H112ZM112 155H110V156H112ZM113 155V156H114ZM133 155V156H132ZM164 155V154H163ZM189 155H191V154H189ZM223 155H225V152H224V154ZM103 156V158H104V155H102ZM112 156V157H113ZM187 156V155H186ZM192 156V155H191ZM206 156H208L207 154H206ZM211 156V155H210ZM227 156V155H226ZM226 156H224L225 158H226ZM3 157V158H2ZM89 157V156H88ZM91 157V156H90ZM111 157V158H112ZM116 157V158H117ZM162 157H164V160H163V158ZM197 157V156H196ZM201 157H203V155L201 156ZM205 157V156H204ZM203 157V158H204ZM209 157V156H208ZM217 157H219V156H217ZM221 157V156H220ZM223 157V156H222ZM221 157V158H222ZM94 158V156H92L91 158H90V160H87L88 162L86 163L87 164V166H89V168L88 169H90V167H91V165H93L92 163L93 162H95V160L96 159H100L101 157H95L94 159V161L93 160H91V159H93ZM102 158V159H103ZM107 158V157H106ZM105 158V159H106ZM108 158H109V156H108ZM115 158V159H116ZM118 158H124L123 160H125V157H118ZM117 158V161H118V163H119V161H120V159H118ZM186 158V157H185ZM191 159V158H193V157H189L188 156V159ZM203 158H201V160L203 159ZM215 158V157H214ZM177 159V158H176ZM180 159H182V158H180ZM190 159L189 160H187L188 162L190 161ZM197 159V158H196ZM207 159V158H206ZM211 159L212 158H210V161H211ZM224 159V158H223ZM16 160V159H15ZM108 160V159H107ZM175 160V159H174ZM200 160V159H199ZM204 160V159H203ZM202 160V161H203ZM208 160V159H207ZM1 161V160H0ZM11 161V160H10ZM98 161V160H97ZM104 161V160H103ZM106 161V160H105ZM181 161V160H180ZM179 161V162H180ZM192 161H193V159H192ZM212 161H214V160H212ZM215 161H216V159H215ZM224 161H225V159H224ZM224 161H221V162H224ZM226 161H227V159H226ZM85 162V161H84ZM144 162V163H143ZM198 162V161H197ZM101 163V164H100ZM99 164L100 165H102V162H100ZM142 163V164H141ZM176 163H178V162H176ZM192 163V162H191ZM202 163H204V162H202ZM210 163V162H209ZM212 163V162H211ZM211 163L209 164V166L211 165ZM225 163V166L224 167H227L228 165V162H227V164H226V162H224ZM105 164V163H104ZM106 164H107V166L110 168V167H114L115 165H116V162H114L113 161V159H109L108 161H106ZM120 164V163H119ZM118 164V165H119ZM123 164H124V162H123ZM146 164V165H145ZM162 164V165H161ZM182 164V163H181ZM195 164H197V163H195ZM199 164V163H198ZM2 165V164H1ZM1 165H0V167H1ZM95 165H97V164H95ZM168 165V164H167ZM176 165V164H175ZM179 165V164H178ZM177 165V166H178ZM183 165V164H182ZM189 165V164H188ZM191 165H193V164H191ZM204 165H205V163H204ZM214 164H212L211 166H213ZM227 165V166H226ZM85 166V165H84ZM86 166V167H87ZM94 166V165H93ZM124 165H122V167H123ZM230 166V165H229ZM75 167V166H74ZM116 167V166H115ZM114 167V168H115ZM130 167V166H129ZM136 167V166H135ZM153 167V168H152ZM182 167H187L186 166V164H185V166H182ZM217 167V166H216ZM105 168H106V165H105ZM113 168V169H114ZM127 168V167H126ZM125 168V169H126ZM196 168V167H195ZM199 168H201V166L199 167ZM208 167H206V169H207ZM210 168H212V167H210ZM215 168V167H214ZM10 169V168H9ZM75 169V168H74ZM86 169V168H85ZM85 169H83L82 171L80 170L79 172H85L86 170ZM93 169V168H92ZM98 170H99V167L97 168ZM97 169H94V170H88V171H91V172H86V173H88L89 174V181H90V178L91 177H93L92 176V174H95V172H96V170ZM116 169V168H115ZM114 169V170H115ZM133 169V168H132ZM6 170V169H5ZM15 170V169H14ZM97 170V171H98ZM112 170V169H111ZM113 170V171H114ZM117 170V169H116ZM115 170V171H116ZM186 170H188V169H186ZM191 170V169H190ZM114 171V172H115ZM130 171H131V169H130ZM133 171H134V169H133ZM137 171V170H136ZM209 171H211L212 173L213 172H215L216 173V169L215 170H209ZM208 171V172H209ZM13 172V171H12ZM94 172V173H93ZM110 172V171H109ZM112 172V171H111ZM114 172H112V173H114ZM122 172V171H121ZM187 172V171H186ZM185 172V173H186ZM210 172V173H211ZM228 172H229V170H228ZM6 173V172H5ZM10 173V172H9ZM69 173V172H68ZM67 173V174H68ZM74 173V172H73ZM72 173V174H73ZM125 173V172H124ZM209 173V175H207V176H209V178H210V174ZM12 174V173H11ZM77 174H78V172H77ZM80 174V173H79ZM88 174H86V175H88ZM105 174V173H104ZM108 174V173H107ZM110 174V173H109ZM108 174V175H109ZM121 174H123V173H121ZM188 174H189V171H188ZM201 174H203V173H200V175ZM208 174V173H207ZM228 174V173H227ZM62 175V174H61ZM82 175V174H81ZM119 175V174H118ZM118 175H117V177H118ZM129 175V174H128ZM178 175V174H177ZM199 175V176H200ZM213 175H214V173H213ZM212 175V176H213ZM16 176V175H15ZM101 176V175H100ZM111 176V175H110ZM211 176V177H212ZM218 176H219V174H218ZM62 178H65L66 179V177L65 176H61ZM60 177V179H61V181H62V178ZM69 177H71V176H69ZM83 178V179H85L84 177H83V175L82 176H78V178ZM114 177H116V176H114ZM114 177H112V179L114 178ZM121 177V176H120ZM68 178V177H67ZM74 178V177H73ZM80 178V179H81ZM151 178V179H152ZM169 178H171V177H169ZM168 178V179H169ZM180 178V177H179ZM208 178V179H209ZM215 178H217V175H216V177ZM87 179H88V176H87ZM86 179V180H87ZM173 179V178H172ZM172 179H170V180H172ZM182 179H183V177H182ZM189 179V178H188ZM191 179V178H190ZM207 179V180H208ZM211 179V178H210ZM76 180H78L76 177L72 180V182L71 183H75L74 181H76ZM169 180V181H170ZM175 179H173L172 181H174ZM179 180V179H178ZM202 180V179H201ZM216 179H214L213 178V181H215ZM66 181V180H65ZM68 181H70V180H68ZM84 181V180H83ZM88 181V180H87ZM87 181H85L84 183L86 184L87 183ZM153 181H155V180H153L152 179V182ZM165 181H167V179L165 180ZM180 181V180H179ZM188 181V180H187ZM204 181H205V178H204ZM218 181V180H217ZM67 182V181H66ZM162 182V181H161ZM160 182V183H161ZM184 183H185V181H183ZM189 182V181H188ZM187 182V183H188ZM199 182V181H198ZM201 182V181H200ZM208 182V181H207ZM157 183V182H156ZM163 183V182H162ZM171 182H169V184H170ZM174 183H175V181H174ZM179 183V182H178ZM66 184V183H65ZM109 184V183H108ZM166 184V183H165ZM169 184H166V185H169ZM173 184V183H172ZM196 184V186L198 185V184H200V183H195ZM194 184V185H195ZM202 184V183H201ZM207 184V183H206ZM213 184H215L216 185V182L214 183L213 182ZM213 184H211V185H207V187H210V186H212ZM81 185V184H80ZM102 185V184H101ZM158 185L160 186L161 184H159L158 183ZM164 185V184H163ZM163 185L162 186H160L161 188H163ZM174 185V184H173ZM172 185V186H173ZM183 185H187L186 183L185 184H183L182 183V186ZM192 185V184H191ZM215 185H213V186H215ZM57 186V185H56ZM155 186V182H154V185L152 186L153 187V189H152V187H151V190H154V188H155V191H156V189H157V187L158 188H160L159 186H157L156 185V187H154ZM165 186V185H164ZM180 186V185H179ZM182 186H180V187H182ZM201 187V185H198L197 187ZM203 186V185H202ZM77 187H79V186H77ZM176 187H177V185H176ZM179 187V188H180ZM188 187H190V189H191V186L189 185ZM188 187L186 186V188L188 189ZM195 187V186H194ZM205 187H206V185H205ZM167 188H169V186L167 187L166 186V188L164 187L163 188V191L165 190V193L167 192ZM192 188H193V186H192ZM196 188V187H195ZM169 189H171V186H170V188ZM182 189H184V187H182ZM185 190V191H188V190ZM190 189H189V191H190ZM194 189V188H193ZM208 189V188H207ZM211 189V188H210ZM150 190V191H151ZM159 190H162V189H159ZM197 190V189H196ZM53 191H57L58 192V194H59V196H61V197H66V192L63 190V188H57V187H55V186H50L49 188H47V189H45V193L43 194V195H39L38 196V198H37V200L39 199V200H41V199H44L45 198V196L46 195H50V193H52ZM154 191V193H156V194H158V195H156V196H158V198H157V200H156V198H155V200H153V198H152V201L150 200H146V198H145V200L146 201H143V202H137V201H129V202H127L126 203V205H124V207H123V210H125V211H127V213H130L132 216L130 217V214L127 216V217H119V218H113V217H109V218H106V220H104V221H102L101 222V224H99V225H97V226H93L92 228H90V229H87V230H82V231H79V232H77L75 235H76V238H75V240H74V243H73V250H67L69 247L67 246V247H65L66 249L64 250V249H62L61 248V250H59L57 253L56 252H53V253H51V254H56V256H55V259L57 260V261H59L60 262V264H107V262L109 263V261L111 262V263H113V264H192L191 262H193L194 260H197L198 262L200 261V259L201 260H204L205 258H201V257H199V254H197V252H195V251H198V249L196 250L195 248H197V246L199 245V243H200V247H201V243L203 244V241H199V239H201L199 236V239H198V237L197 236H195V234H196V232L197 231H199V230H202V228H198L199 230H196L195 231V233H194V236L195 237H197V240L194 238V240H193V242L191 243L192 245L191 246H193V247H191V249L189 248V250L190 251H188L187 250V248L189 247V245L188 246H184L183 244H182V241H185L186 242V238L188 239V240H190L188 237H191V235H193V233L190 235V236H188V237H186V234L185 235H182L181 234V232H180V230H181V226H186L185 224H186V222H187V224H188V222L190 221V219L187 221V220H185V218H183V220L185 221L180 227V229H179V225L178 224H180L179 223V219H180V221H181V223L183 222L182 220H181V216H183L182 215V213H181V211H182V209H181V205L179 204V202H177V200L175 199V200H173L174 198H172L174 195H180L181 193L179 192L178 193V190L175 188V189H173V191L171 190L170 192H169V190H168V194L166 193H163L162 194V192H159L158 191V189H157V191L155 192ZM44 192V191H43ZM188 193V192H187ZM75 194H77V193H75ZM151 194H153V192L152 193H149L148 195H150L151 196ZM190 194V193H189ZM189 194H188V196H189ZM222 194H226L225 193V191L222 193ZM177 196H175V197H177ZM185 196V195H184ZM187 196V195H186ZM185 196V199L187 198ZM212 196V195H211ZM47 197V196H46ZM168 197H171V198H169L170 200H167L166 198H168ZM179 197V196H178ZM182 197H183V195L180 197L181 199V201H184V200H182ZM48 198V197H47ZM46 198V200H48ZM36 200V199H35ZM144 200V199H143ZM139 201V200H138ZM36 202V201H35ZM53 202V201H52ZM189 201L187 200V203H188ZM194 202V201H193ZM193 202H191V203H193ZM199 202V201H198ZM50 203V202H49ZM140 203V204H139ZM200 203V202H199ZM198 203V204H199ZM33 203H31V205H32ZM37 204H38V202H37ZM54 204V203H53ZM185 204H186V201H185ZM198 204H196L197 206H198ZM210 204V203H209ZM34 206H35V204H33ZM32 205V206H33ZM38 205H40V203L38 204ZM38 205H36V206H38ZM182 205H184V203L182 204ZM189 205V204H188ZM191 205H193V204H191ZM206 205V203L203 205V206H205ZM214 205V204H213ZM224 205V204H223ZM27 206V205H26ZM32 206H30V207H32ZM42 206V205H41ZM40 206V207H41ZM185 206V205H184ZM183 206V207H184ZM28 207H29V204H28ZM55 207V206H54ZM58 207V206H57ZM186 207V206H185ZM187 207H189V206H187ZM192 207H194V205L192 206ZM200 207H202V206H200ZM207 207V206H206ZM205 207V208H206ZM212 207V206H211ZM210 207V208H211ZM38 208V207H37ZM196 208V207H195ZM204 208V209H205ZM224 208H226V207H224ZM25 209V208H24ZM23 209V210H24ZM32 209V208H31ZM36 209V208H35ZM35 209H33V210H31L32 212L35 210ZM39 209V208H38ZM38 209H37V211H38ZM53 209H55V208H53ZM190 209H192L191 207H190ZM212 209V208H211ZM23 210H20V212L22 211V215H21V217H23V215H24V212L25 213H30V212H28V210H27V212L26 211H24L23 212ZM30 210V209H29ZM192 210H194V209H192ZM206 210V209H205ZM36 211V212H37ZM42 211H44V209L42 210ZM53 211H55V210H53ZM58 211V210H57ZM56 211V212H57ZM185 211H187V210H185ZM19 212V213H20ZM50 212H52L51 210H50ZM59 212V211H58ZM164 212V214H166V215H169L170 216V214H167V213H165V212H169V213H171V214H173L172 216H170V218L167 216V217H165V216H162V213ZM188 212V211H187ZM195 212V211H194ZM222 212V211H221ZM224 212V211H223ZM40 213H41V209H40ZM184 214H185V212H183ZM196 213V212H195ZM203 213H204V211H203ZM21 214V213H20ZM30 214H32V213H30ZM44 214V213H43ZM135 214V216H133ZM180 214V215H179ZM19 215V214H18ZM185 215H187V214H185ZM189 215V214H188ZM223 215V214H222ZM30 216V215H29ZM192 216V215H191ZM207 216V215H206ZM221 216V215H220ZM21 217L19 216H17V218L19 219L20 218V220H21ZM31 217H33V215H31ZM31 217H29V218H31ZM107 217V216H106ZM184 217V216H183ZM189 217H190V215H189ZM188 217V218H189ZM223 217H225V216H223ZM27 218H28V216H27ZM27 218H23L22 219V221L23 222H25V223H23L22 221H20V220H18V219H16L17 221H20L21 222V224H22V231L21 232H23L24 233V237H25V239L23 240V242H21V244L23 245V247L26 245V243L28 242V240H27V242H26V238H27V236H28V238L30 237L29 236V233H28V228H27V226L28 227H30V225L32 226V224H33V226L36 224L34 221H33V219L31 220V224H30V222H29V225H27L26 226V222L29 220H27L26 221V219ZM129 218H131V219H129ZM191 218V217H190ZM196 217H194L193 216V219H195ZM220 218V217H219ZM11 219V218H10ZM9 219V220H10ZM14 219H15V215H14ZM105 219V218H104ZM218 219V218H217ZM29 220V221H30ZM197 220V219H196ZM199 220V219H198ZM32 221H33V223H32ZM153 222L154 223V226H156V228L157 229H155V232H153V231H151V230H149L146 226V224H147V222ZM13 222V221H12ZM192 222V221H191ZM194 222H196V221H193V224H194ZM203 222H204V220H203ZM19 223V222H18ZM35 223V224H34ZM197 223H199V221L197 222ZM209 223V222H208ZM211 223H213V222H211ZM3 224H4V226H6L5 224L6 223H4L3 222ZM16 224H17V222H16ZM28 224V223H27ZM190 224V223H189ZM200 224V223H199ZM214 224V223H213ZM9 225V224H8ZM196 225V224H195ZM198 225V224H197ZM209 225V227L208 228H210V226H212V224H208ZM207 225V226H208ZM32 226V227H33ZM36 226V225H35ZM34 226V228L36 229H33L32 227V229L34 230V231H37V229L39 228V226H37L38 228H36ZM46 226V225H45ZM71 226L72 225H68V227H69V229L71 228ZM193 226V225H192ZM205 226V225H204ZM222 226H224V225H222ZM222 226H219V227H221L222 228ZM3 226H1V230L3 229L2 228ZM44 227V226H43ZM43 227H40V228H43ZM203 227V226H202ZM66 228V227H65ZM226 228V227H225ZM9 229V228H8ZM30 229V228H29ZM45 228H43V232L45 231V233H46V230H44ZM47 229V228H46ZM189 229H191V227L189 228ZM219 229V228H218ZM0 230V231H1ZM32 230V231H33ZM48 230V229H47ZM210 230V229H209ZM186 231H188V230H186ZM207 231V230H206ZM217 231H220V230H217ZM227 231V230H226ZM20 232V233H21ZM49 232V231H48ZM190 232H191V230H190ZM224 233H222L221 235V237L222 238H220V244H219V248H220V256H222V253L224 254V255H227L226 253H224L227 249V243L226 242H224L225 241V235H226V238H227V233L225 234V231H223ZM22 234V233H21ZM31 234V233H30ZM34 234H35V232H34ZM187 234H188V232H187ZM23 235V234H22ZM47 235V234H46ZM74 235V236H75ZM202 235V234H201ZM200 235V236H201ZM206 235V234H205ZM204 235V236H205ZM209 235V234H208ZM34 236V235H33ZM203 236V237H204ZM207 236V235H206ZM205 236V237H206ZM34 237H36V236H34ZM204 237V238H205ZM208 237V236H207ZM32 237H30V239H31ZM71 238H73V237H71ZM229 238V237H228ZM206 239V238H205ZM207 239H209V238H207ZM34 240H36V238L34 239ZM33 240V241H34ZM72 240V239H71ZM188 240H187V243H188ZM204 240V239H203ZM33 241H32V244H35V243H37V241H38V239L36 240V241H34L35 243H33ZM70 241V240H69ZM197 241V242H196ZM214 241V240H213ZM212 240H211V242H213ZM31 242V241H30ZM67 242H68V240H67ZM205 242H206V245L208 246L209 244H207V241L205 240ZM211 242H209L210 243V245H211V248H212V244H211ZM71 243V242H70ZM186 243V244H187ZM196 243H198V245H196ZM28 244V243H27ZM68 243H66V245H67ZM72 244V243H71ZM70 244V245H71ZM205 244V243H204ZM203 244V248H204V246H206V245H204ZM64 245V242H63V244H62V246ZM65 245V246H66ZM224 245H226L225 246V249H224ZM61 246V247H62ZM206 246V247H207ZM229 246V245H228ZM25 248V247H24ZM103 248L105 249H108L107 250V252L109 251V256H108V258H105L106 256H104L105 255V253L103 254ZM199 248V247H198ZM195 249V250H194ZM206 249V248H205ZM46 250H48V249H45V251ZM49 250H51V248L49 249ZM64 250V251H63ZM68 251L69 252V257H70V259H69V257H67V254L68 253H66L65 251ZM203 250V249H202ZM202 250H201V252H202ZM70 251H72L74 254H76V255H78L79 256V258L78 259H76V261L75 260H72V259H75V256L72 258L71 257V255H70ZM106 251V250H105ZM104 251V252H105ZM205 251V250H204ZM207 251V254L206 255H209V254H211V252H212V249H209V251H211V252H208V250H206ZM228 251V250H227ZM25 252V251H24ZM51 252V251H50ZM191 252H193V253H191ZM195 252V253H194ZM205 253V252H204ZM43 254H48V252H43ZM74 254H72V255H74ZM230 254V253H229ZM49 255H50V253H49ZM107 255V254H106ZM196 256V259L194 258V259H192V256ZM223 255V256H224ZM48 256V255H47ZM194 256V257H195ZM44 257V256H43ZM199 257V258H198ZM205 257V256H204ZM220 258V257H219ZM223 258V257H222ZM228 258V257H227ZM81 259V262H79V260ZM217 259V258H216ZM40 260V259H39ZM41 260H44V262H46V260H45V258H43V259H41ZM192 260V261H191ZM210 260H211V258H210ZM218 260V259H217ZM25 261V260H24ZM36 261H38V259L36 260ZM35 261V262H36ZM53 261V260H52ZM197 261H195V262H197ZM206 261V260H205ZM42 262V261H41ZM58 262V263H59ZM209 262V261H208ZM207 262V263H208ZM219 262V261H218ZM52 262H50V264H51ZM53 263H54V261H53ZM55 263H56V261H55ZM54 263V264H55ZM57 263V264H58ZM110 263V264H111ZM206 263V264H207ZM221 263H222V260H221ZM22 264H24V263H22ZM34 264H36V263H34ZM37 264H38V262H37ZM40 264V263H39ZM47 264V263H46ZM49 264V263H48ZM193 264H195V263H193ZM198 264V263H197ZM201 264V263H200ZM210 264H211V261H210ZM216 264V263H215ZM220 264V263H219ZM223 264V263H222ZM257 264H260V262L259 263H257ZM262 264V263H261ZM264 264V263H263Z\"/></svg>","mask_w":264,"mask_h":264},{"label":"crops","instance_id":"obj_3","mask_svg":"<svg viewBox=\"0 0 264 264\" xmlns=\"http://www.w3.org/2000/svg\"><path fill=\"white\" fill-rule=\"evenodd\" d=\"M192 73L193 71L182 76V79H178L175 86L186 82ZM192 124L190 129L185 128V133L182 138L167 141L168 165L166 163L163 164L166 172L175 173L176 177L186 178L185 182H188V178H191L190 182L192 185H190L194 188H192V202H200L203 205L206 203L207 206L206 208L204 207L206 210L203 208L202 212H199V214H202V218H218V224L224 225L222 226L224 229L228 227L247 229L248 226L243 221L254 217L256 218V215L260 214L263 216V224L261 227L264 229V109L258 113H256V110H248L243 98L235 92L232 94L230 107L222 114H219L217 119H199L198 122L194 121ZM224 152L225 155H223ZM202 155L205 157H201ZM188 156L193 157L191 159L189 158V162L187 161L189 160ZM220 156L223 157L221 158ZM201 158L204 160L202 159V161ZM210 158H212L211 161ZM221 161L226 162V164L228 162V166L226 165L227 167H224L225 163ZM209 162H212L211 165H214L209 166ZM185 164L187 167H182ZM200 166L201 168H199ZM206 167L208 168L206 169ZM215 169L216 173L213 172V175L209 170L213 171ZM200 173L203 174L200 175ZM209 173L211 174V179L207 176ZM216 175L217 178H215ZM213 178L216 180L213 181ZM213 182H216V185ZM195 183H200L198 185H201V187H197L198 185L196 186ZM186 184L184 186H188V183ZM211 184L215 186L207 187V185L209 186ZM56 185L53 186L59 187ZM62 188L67 194L66 197L59 198L57 194H53L54 196L57 195V199L61 201L68 197L66 188ZM224 191L226 194H222ZM18 214L19 210H15L9 216L0 218V230L1 226H3V229L0 231V264H33L26 258L23 260L17 259V253L27 255L28 252V245H25L24 248L20 240L19 243L17 241L15 231ZM213 214H215L214 217H212ZM226 221H230V223L228 224ZM3 222L6 223V226H4ZM257 227L260 226L257 225L255 229ZM68 232L71 233L73 231L68 229ZM209 232L210 230L202 234H211ZM240 234L247 235L250 233L240 232ZM53 261L54 263L56 261L55 264L59 262L57 260ZM53 261H51V264H54Z\"/></svg>","mask_w":264,"mask_h":264}]
</instances>
